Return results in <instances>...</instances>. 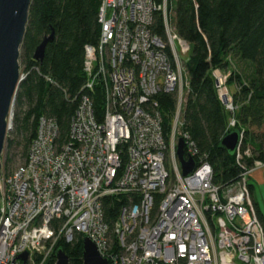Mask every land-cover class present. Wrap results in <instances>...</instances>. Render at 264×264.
Here are the masks:
<instances>
[{
	"label": "built area",
	"instance_id": "obj_1",
	"mask_svg": "<svg viewBox=\"0 0 264 264\" xmlns=\"http://www.w3.org/2000/svg\"><path fill=\"white\" fill-rule=\"evenodd\" d=\"M173 1L102 0L98 43L85 47L86 79L68 135L42 115L24 162L2 165L0 264H49L58 241L77 234L108 264H264V227L250 189L264 161L243 164L253 155L242 151V136L236 181L217 184L211 164L197 163L184 128L191 45L178 34ZM165 95L175 101L170 124ZM225 105L235 115L238 107ZM181 138L197 164L187 177ZM3 155L6 165V148ZM108 199L120 203L114 222L106 218Z\"/></svg>",
	"mask_w": 264,
	"mask_h": 264
},
{
	"label": "trees",
	"instance_id": "obj_2",
	"mask_svg": "<svg viewBox=\"0 0 264 264\" xmlns=\"http://www.w3.org/2000/svg\"><path fill=\"white\" fill-rule=\"evenodd\" d=\"M101 3L102 0H33L20 57L27 76L16 98L14 136L10 134L6 147L7 167L14 160V148L22 146L23 158L28 156L40 116L56 118L63 136L68 135L86 79L85 47L98 43ZM172 6L178 34L191 45L186 62L190 89L184 128L195 144L197 163L199 158L206 159L213 168L214 182L229 185L239 178L242 166L236 163V153L222 145L230 133L227 129L231 112L220 97L214 73L230 70L231 58L252 63L248 79L231 69L226 84L234 87L233 104L238 107L233 115L237 124L232 130L240 132L245 126L242 151L253 146V157L244 158L243 164L253 166L256 161H264V142L251 131V127L264 125V0H174ZM156 30L164 33L160 21ZM53 31L54 40L47 45L43 60H35L37 47ZM103 103L104 96L99 92L96 104L100 108ZM162 108L170 124L174 98L165 95ZM250 189L264 227V214L251 186ZM105 206L106 218L114 222L120 203L108 199ZM84 238V234H77L73 242L60 239L49 264H55L58 249L65 251L70 264H84Z\"/></svg>",
	"mask_w": 264,
	"mask_h": 264
},
{
	"label": "water",
	"instance_id": "obj_3",
	"mask_svg": "<svg viewBox=\"0 0 264 264\" xmlns=\"http://www.w3.org/2000/svg\"><path fill=\"white\" fill-rule=\"evenodd\" d=\"M32 2L33 0H0V178L5 145L12 129L13 109L20 84L25 79L20 57ZM54 37V31L45 37L35 51V60H43L46 47ZM240 139L239 132L234 131L223 139L222 145L236 153ZM185 147L186 142L181 138L177 155L181 162L182 175L187 177L195 171L197 164L194 158H186ZM82 249L84 264H108L89 237L83 239ZM27 256L28 253L22 254L19 259L26 261ZM56 258L57 264H70L68 255L62 249L57 250Z\"/></svg>",
	"mask_w": 264,
	"mask_h": 264
},
{
	"label": "rangeland",
	"instance_id": "obj_4",
	"mask_svg": "<svg viewBox=\"0 0 264 264\" xmlns=\"http://www.w3.org/2000/svg\"><path fill=\"white\" fill-rule=\"evenodd\" d=\"M20 64H21V60H20ZM21 69L24 72H26L25 71V67H23L22 64H21ZM231 69L233 70V72H235L237 74H240L243 77V79H248V77L252 74L253 65H252V63L250 61H241L240 59L231 58L230 70ZM230 70L223 71V72L220 71V70H217L218 72H215V74H214L216 77L220 78V83H221L220 86H219V88H220L219 89L220 97L223 96V94H225V93L227 94V97H228L227 100H225L224 98L221 97V99L224 102V104L227 101H228V103L233 102L232 93L234 91V87L233 86H228L226 84L227 83V76L232 72V71L230 72ZM222 75H223V77H222ZM218 78H217V80H218ZM217 86H218V83H217ZM15 113H16V109H15V106H14L13 117H12V127H14V116H15ZM233 120H235V118L233 117V114L231 112L229 125H230L231 121H233ZM232 129L233 128L230 129V133L229 134H231L234 131H237V130H232ZM245 129H246L245 126H242L241 131L239 132L241 138H242V136L244 137ZM251 131L254 132L264 142V125L261 126V127H251ZM11 133L13 135V132H11ZM8 137H9V135H8ZM16 138H17V140L19 139L21 141V139L18 136ZM7 141H8V138H7ZM6 144H7V142H6ZM5 148H6V145H5ZM248 148H251L252 151H253V146L250 145ZM22 153H23V147L22 146L20 148H17V147L14 148V150H13L14 160L10 164V167H7L8 169H13V168L21 165L24 162V158L22 156ZM236 155H237V151H236ZM2 165H4V168L7 166V165H5V162H4V155H3V158H2Z\"/></svg>",
	"mask_w": 264,
	"mask_h": 264
},
{
	"label": "crops",
	"instance_id": "obj_5",
	"mask_svg": "<svg viewBox=\"0 0 264 264\" xmlns=\"http://www.w3.org/2000/svg\"><path fill=\"white\" fill-rule=\"evenodd\" d=\"M250 185L253 190L254 198L264 214V175L262 170H257L253 173L250 179Z\"/></svg>",
	"mask_w": 264,
	"mask_h": 264
}]
</instances>
